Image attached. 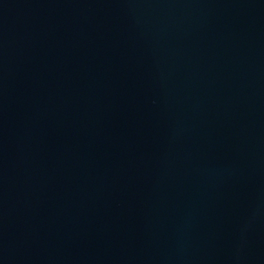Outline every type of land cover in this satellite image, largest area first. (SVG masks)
Segmentation results:
<instances>
[{
    "label": "water",
    "instance_id": "95a60500",
    "mask_svg": "<svg viewBox=\"0 0 264 264\" xmlns=\"http://www.w3.org/2000/svg\"><path fill=\"white\" fill-rule=\"evenodd\" d=\"M0 264H264V0H0Z\"/></svg>",
    "mask_w": 264,
    "mask_h": 264
}]
</instances>
